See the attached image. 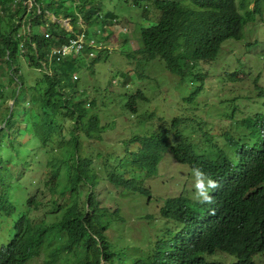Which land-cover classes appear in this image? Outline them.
I'll return each mask as SVG.
<instances>
[{
  "label": "trees",
  "instance_id": "1",
  "mask_svg": "<svg viewBox=\"0 0 264 264\" xmlns=\"http://www.w3.org/2000/svg\"><path fill=\"white\" fill-rule=\"evenodd\" d=\"M94 1L35 0L34 7L26 12V0H0V21L8 14L5 29H0V233L9 221L10 234H14L2 244L7 250L0 264H22L20 259L27 263L41 253L45 264H99L101 251L109 264H145L144 260L136 261L140 255L121 246L125 236L123 211L104 206L97 189L105 181L124 197H152L143 177L154 176L158 167L151 161L150 147L147 150L144 146L147 138L127 142L139 145V149L122 157L121 151L108 155L97 152L95 156L84 148L86 139L103 141L107 126L102 125L98 112L101 106L107 109L109 105L97 98L101 90L94 93L92 87H81L78 74L106 61L110 51L101 48L99 39L98 48L88 46L92 39L80 24L105 26L121 21L102 3L92 5ZM142 1H149L148 9L152 7L160 16L157 23L142 28L141 52L152 59L161 58L172 73L181 76L198 63L216 61L221 44L228 39L241 40L244 28L264 13L259 7L263 0H255L254 9L247 0ZM140 4V0L135 3ZM49 12L70 18L73 30L54 21ZM35 24L45 28L35 30ZM80 33L86 36V52L65 60L55 53ZM125 53L132 57L130 51ZM24 65L39 73L34 84L26 82ZM1 79H8V85ZM7 100L14 102L12 107ZM242 125L255 136L254 142L241 145L225 133L224 141L234 152L229 154L214 145L217 165L207 164L211 160L195 155L189 145L176 148V160L218 175L215 178L225 204H220L217 195L211 196V202L183 196L167 198L160 217L171 218L180 228L176 237H168L165 245L151 252L161 257L175 242L182 252L189 246L186 258L193 263L204 255L223 253L236 257V264H254L253 258L264 254V196L252 189L264 183V112L244 119ZM51 144L59 145L55 156L50 152ZM4 145L8 148L2 149ZM44 157L50 159L45 167L41 164ZM12 160L16 165L19 160L26 169L34 166L45 170L46 182H38L49 192L44 205V200L35 196H23L27 173L15 172L17 168L10 166ZM84 187L90 190L85 195ZM15 191L18 200L11 196ZM147 219L155 220L153 215ZM192 222L203 225L196 230ZM111 233L116 235L117 244L109 237ZM67 253H73L76 260H66Z\"/></svg>",
  "mask_w": 264,
  "mask_h": 264
},
{
  "label": "rangeland",
  "instance_id": "2",
  "mask_svg": "<svg viewBox=\"0 0 264 264\" xmlns=\"http://www.w3.org/2000/svg\"><path fill=\"white\" fill-rule=\"evenodd\" d=\"M188 1L192 0H186V3ZM136 2L137 0H95L92 5L102 3L106 11H112L119 15L120 24L111 25L109 22L106 28L101 23L80 24L83 31L87 33L88 39H94L96 42L99 39L100 42L105 43L104 38L112 36L111 43L105 49L111 50L108 59L97 63L93 66L92 71L84 68L78 74L82 78L81 87H92L94 93L101 90L97 98L99 100L106 99L109 103L127 102L138 88H143L147 95V100L139 102L141 105L139 113L132 114L136 120L130 119L126 123L123 121L124 118L119 115L115 121V123L118 121L116 127L107 129L102 142L84 140L86 152H93L96 156V152L108 155L123 151L128 140L133 136H142L145 130L177 133L179 125L174 122L175 118L187 120L185 125H181L184 129L181 141L194 144L198 150L205 151L207 155L213 150L215 140L218 141V145L225 148L223 133L230 132L236 138L247 136L243 138V141L248 144L253 143L255 136L248 135V130L241 125V122L247 117H255L256 114L264 112V13L262 16H258L255 23L247 25L241 40H225L221 44L216 61L198 63L188 69L185 76H179L170 72L165 62L160 58L149 60L146 57H138L137 54H133L131 58L127 57L125 51H131V47L137 50L139 46L140 48L144 46L142 28L157 23L160 15L152 7L148 9L149 1L140 0L141 6L135 5ZM254 7L255 4H252L251 8L254 9ZM259 7L264 12V0L261 1ZM72 11H74L73 6ZM50 14L54 19L52 13ZM2 17L0 29H5L8 14L5 13V16ZM57 18L54 20L59 21L69 30H73L70 18L61 16ZM27 25L25 22L26 31ZM34 28L38 30L45 26L44 24H35ZM125 39H128L127 42L131 47L126 44L127 47L124 48L125 43L123 45L118 43ZM97 51L99 50L96 49ZM61 58L68 59L67 55H61ZM89 62L90 60L85 63ZM23 69L27 75L26 82L34 84L39 73L26 65L23 66ZM127 78H130L128 87H122V80ZM1 81L8 83V79H1ZM6 103L11 106L13 101L7 100ZM106 111L105 107H100L98 114L101 118ZM232 117L235 119L231 120ZM103 124L108 127L111 123L103 122ZM181 126L179 127L181 128ZM5 147L8 148L4 145L2 149ZM57 148H59L57 144L50 145L52 156H55L54 149ZM10 157L11 155L6 156V158ZM27 159L30 160V158ZM49 161L48 157H44L41 164L45 167ZM10 166L17 168L14 169L15 172L22 170L27 173L24 180L26 194L23 196H35L38 201L44 200V205L49 192L44 184L39 186L38 182H46L43 176L45 170L34 166L26 169L22 163H19V160L17 165L15 160H12ZM126 169L131 172L137 170L135 168ZM191 170L188 164L176 163L172 158L166 156L154 176L150 177L146 174L143 177L147 187L152 190V202L149 201V197L145 196L142 199L140 196L123 197L118 190L105 181H102L97 189L100 193L99 200L111 210L122 209L125 239L136 244H139L141 240L147 245L150 243L152 235L157 232V229L152 228L156 226L154 225L156 222L149 223L147 217L155 215L156 218H159L160 208L164 206L167 198L179 196L185 188L190 189L188 186H184L188 174H191V179L196 183V177L194 173H191ZM84 188L85 195L90 190L87 187ZM0 191L2 193L1 179ZM11 196L14 200H18V191L12 192ZM43 205L42 208H44ZM44 209L46 210V208ZM165 225L171 226L170 223H165ZM160 226H164V224L160 222ZM10 228V223H5L0 236L1 240L5 241L14 237L10 234ZM109 237L115 242L116 235L114 233H111ZM205 257L209 262L216 264L237 262L236 257L223 253L213 256L205 255ZM65 259L74 262L76 257L73 253H67ZM253 262L254 264H264V254L255 256ZM30 264H45V257L39 256Z\"/></svg>",
  "mask_w": 264,
  "mask_h": 264
},
{
  "label": "clouds",
  "instance_id": "3",
  "mask_svg": "<svg viewBox=\"0 0 264 264\" xmlns=\"http://www.w3.org/2000/svg\"><path fill=\"white\" fill-rule=\"evenodd\" d=\"M247 1H249L251 3V5L255 4V1H253V0H247ZM38 9H40V8H38ZM52 15H53V17H55L54 19H57V17L54 14H52ZM70 25H72L71 22H70ZM108 25H105L104 27L106 28V27H108ZM64 27L67 28L66 26H64ZM245 28H244V30H245ZM244 30H243V36H244ZM80 34H82V33H80ZM111 37L108 36V40L105 43H103L101 48L106 49L109 46V44L112 41ZM127 40L128 39H125L124 41L127 42ZM124 41H120V42L118 41V43L122 45ZM127 44H128V42H127ZM128 45H130V44H128ZM88 46L94 47V48H98L97 42L94 39H92V41L88 44ZM130 47H131V45H130ZM56 49H58V48H56ZM109 51H111V50H109ZM130 52H131V55L137 54L138 57H143V58L146 57L149 60H156L157 59V57L152 59L150 57V55L148 53H146L145 51L141 52L140 46H139V49H137V50H134L131 47V51ZM80 53H76V52L69 53V54H67V57L68 58L69 57H73V55H77V54H80ZM165 64H166V67L168 68L166 62H165ZM168 70L171 72V70L169 68H168ZM136 75H139V74H136ZM175 75H177V74H175ZM76 79H77V77H76ZM128 81H130V78L123 79L122 80V87H128ZM145 100H147V95H146L145 90L143 88H138L134 92V94L131 96V99L128 100L127 102H125V103H122V104H118V103H115V102L109 103L106 99H102L100 101L101 103H107L109 105V108H107V111H106L105 115L101 118L102 125L105 126L103 124V122H108V123H111V124L107 127V129L116 127V124L118 123V121L116 123H115V121L117 120V118H119V115L124 118L123 121L126 122V123H128L127 120L135 119L134 117H132L133 116L132 114L133 113H135V114L139 113L140 106H141L139 104V102L140 101H145ZM13 103L11 104V107L13 106ZM234 119L235 118H233V117L231 118V120H234ZM174 122L178 123L179 126H181V125L183 126V125H185L187 123V120L185 121L184 119H181V118H175ZM233 125H234V123H233ZM241 125H242V122H241ZM179 126H178V132L177 133H169L168 131L157 132V131H153V130H149V131L145 130L144 134L142 136H137V137L133 136L130 140H128V142L132 141L135 138L146 137L147 139L143 140L144 146H145V148L147 150L150 147V150H148V151H149V155L152 156L151 161L154 162L157 167H159V165L161 164V162H163V159L166 156L172 158L176 163H182V162L176 160L175 154H174L176 148L179 147V146H182V145L191 146L193 151L195 152V155H197V156L208 157L211 161L208 162L207 164L217 165L219 163V162L215 161L217 159V157H218V152H217L216 149L213 148V150L210 152V154L207 155L205 151L198 150L194 144H191V143H188V142H182L181 141L182 140L181 134L184 131V129H183L182 126H181V128ZM242 126L246 128V126H244V125H242ZM119 128H121V127H119ZM247 130H248V135H251V131L249 129H247ZM228 134L231 135V139L233 138L239 144L242 145V144L245 143L243 141V138L245 136L243 138H236L230 132ZM206 135H207V133H206ZM224 135H225V133H223V135H222L223 142L225 143V148H223V149L227 150L229 152V154H231V152H234V149L230 146V143H227V141H224ZM209 139L212 140L211 137H209ZM125 145H126L125 149L123 151H121V157L122 156H126V152L127 151H138V149H139V145H137V144H135V145H127V142H126ZM214 145H217L218 147H221L220 144L218 145V141L217 140H215V144ZM96 154H97V152H96ZM189 166L192 169L191 173H194V175L196 177V183H194L193 180L191 179V174H188L187 175V181H186L184 186H188L190 189L185 188L183 190V192L179 196H183V198L184 197H191V198L197 199V200H199L201 202H211L212 201V197L211 196L217 195V197L219 196V198H220V204H225L224 203V196H223V193H222L221 186L219 184V180L217 178H215L218 175L213 174V173H209L205 168H203L201 170L199 168L193 169L191 167V165H189ZM263 185H264V183L263 184H258L257 186L253 187L252 189H253V191L255 193H259V194L264 196V187H263ZM179 196H177V197H179ZM246 196H247V194H246ZM133 197H136V196H133ZM152 197H153V193H152ZM152 197L149 198L150 202L153 199ZM141 199H142V197H141ZM160 213H161V208H160ZM153 216H154L155 220L154 219H149L148 222L149 223L150 222H156L154 224L156 226H153L152 228L153 229H157V232H156L155 235H152L149 244L146 245L141 240H140L139 244H136V243H133L132 241H130L128 239H125V238L123 239V243H120L121 246H124L125 248H127L128 252H130V253L132 252L134 255H140L138 258H135L136 261L138 260L140 262H143L142 260H144L145 264H216L215 262H209L208 259L205 257V255L203 256L204 259L203 258H198L197 262L193 263L192 260L186 258V255H187L186 253L189 250V246L185 247V250L182 252V251L179 250V248H177L175 246V242H174L173 245H171L170 247L166 248L165 252L162 254L161 257H159V255L157 253L151 252L152 250L154 251L155 248H157L158 246L165 245V240L168 237H173V236L176 237L177 228H180V224H178L177 222H175L174 220H172L169 217L161 219L160 216H159V218H156L155 215H153ZM7 222H9V221H7ZM7 222H5V223H7ZM160 222H162L164 224V226H160L159 227V223ZM165 223H170L171 226H167V225H165ZM191 224L195 227L196 230L197 229H201V227L203 225L202 222H198V223L192 222ZM2 227H5V224ZM16 234H18L17 231H16ZM12 235H14V234H12ZM0 236H1V233H0ZM13 238L14 237L9 238V239H7L5 241L0 239V261L5 258L4 253L7 250V247L6 246H2V244L6 243V242H9ZM108 254H109V257L112 256L110 254V252ZM104 255H105V253H103V251H101L100 256H99V264H109L106 261V259H104ZM39 256H44V255H42V253H41V255H39ZM39 256H35L34 258H31L27 263H25L21 259H20V261L22 262V264H30L31 261H33L35 258H37ZM207 256H210V255H207ZM211 256H213V255H211ZM234 264H236V262Z\"/></svg>",
  "mask_w": 264,
  "mask_h": 264
},
{
  "label": "built area",
  "instance_id": "4",
  "mask_svg": "<svg viewBox=\"0 0 264 264\" xmlns=\"http://www.w3.org/2000/svg\"><path fill=\"white\" fill-rule=\"evenodd\" d=\"M21 1V0H18ZM35 5V0H26L24 6L28 8L27 10L33 8ZM41 10L39 9V12ZM84 33L79 34L76 38H74L70 44H64L62 47L55 50V53L60 55H67L69 53H80L85 47Z\"/></svg>",
  "mask_w": 264,
  "mask_h": 264
},
{
  "label": "water",
  "instance_id": "5",
  "mask_svg": "<svg viewBox=\"0 0 264 264\" xmlns=\"http://www.w3.org/2000/svg\"><path fill=\"white\" fill-rule=\"evenodd\" d=\"M67 20H69V19H67Z\"/></svg>",
  "mask_w": 264,
  "mask_h": 264
}]
</instances>
